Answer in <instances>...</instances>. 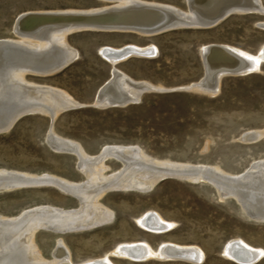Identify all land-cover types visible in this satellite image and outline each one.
<instances>
[{"label":"rangeland","instance_id":"1","mask_svg":"<svg viewBox=\"0 0 264 264\" xmlns=\"http://www.w3.org/2000/svg\"><path fill=\"white\" fill-rule=\"evenodd\" d=\"M142 1L187 10V0ZM261 2L264 6V0ZM110 5L97 0H0V40L15 39L14 24L28 12L90 10ZM260 24H264V15L235 14L214 28L178 29L151 38L94 31L70 35L68 43L77 51V60L56 75H28L27 80L60 89L81 107L61 114L53 131L50 117L32 114L8 133L0 134V169L87 183L75 155L57 151L51 145L55 151L49 148L52 132L79 143L92 157L105 147L119 145L145 152L161 162L220 167L226 173L244 176L255 161L264 160V138L251 144L240 141L247 132L264 131V62L261 71L224 77L214 97L180 89L204 78L200 50L205 46L222 45L259 55L264 48V28ZM128 45H152L156 55L130 58L116 68L137 82L167 91L147 92L129 106L99 109L93 103L114 68L100 49ZM107 165L110 173L121 168L116 160H108ZM102 201L115 213L112 224L64 235L41 230L36 234V243L42 257L51 259L56 242L62 238L75 264L105 258L121 245L136 243H147L154 250L163 243L198 247L205 253L201 264H243L224 256L228 244L238 240L262 253L257 261L247 264H264V224L253 222L259 218L252 220L234 197L226 191L219 195L209 182L171 177L150 191L112 192ZM51 205L74 210L79 201L54 186L0 194V216L4 217H18L24 211ZM151 213L174 224L173 228L162 234L146 231L137 221ZM110 260L114 264H193L155 259L132 262L115 256Z\"/></svg>","mask_w":264,"mask_h":264},{"label":"bare ground","instance_id":"2","mask_svg":"<svg viewBox=\"0 0 264 264\" xmlns=\"http://www.w3.org/2000/svg\"><path fill=\"white\" fill-rule=\"evenodd\" d=\"M97 1L112 5L90 10L34 11L22 14L13 27L16 38L0 40V134L8 133V129L25 113L57 117L65 109L81 107L66 92L27 80L28 75L42 78L56 75L77 60V51L68 43V37L72 34L94 31L130 33L151 38L153 36L150 32L171 27L191 25L192 28L188 29H203L200 27L211 25L230 13L264 15L261 0H187L186 11L142 0ZM261 27L264 28V24ZM213 46H219L216 49L222 51L214 50ZM200 52L204 60H209L210 68L213 67V76L206 81L202 79L183 87L181 91L192 90L202 95L217 96L222 78L219 73L223 69L243 68L247 72H258L264 62V48L257 56L222 45L205 46ZM100 53L114 68L110 80L97 94L93 103L95 107H125L138 103L147 92L167 91L150 83L137 82L116 68L130 58L156 55L154 46L104 47ZM55 134L51 132L48 137L49 145L65 154L77 155L78 169L88 179L87 183L70 182L50 174L35 175L0 169V186L12 180L43 179L55 188L76 196L79 207L65 210L52 205L40 206L24 211L18 217L0 216V264H75L62 238L56 242L51 259L43 258L36 243V234L41 230L59 234L56 231H85L110 225L115 213L103 203L104 197L119 191H150L165 176L209 182L215 186L219 195L226 191L234 197L252 220L255 216L260 221L264 220V160L258 163L255 161L249 172L239 176L226 173L220 167H189L161 162L150 158L145 152L131 149V146L105 147L101 154L92 157L79 143ZM263 138L264 131H250L240 141L251 144ZM108 160L118 161L121 168L110 173ZM137 223L155 234L167 232L174 226L154 213L139 218ZM261 255L260 251L252 250L238 240L230 242L224 251L226 258L243 264L255 262ZM111 256L132 262L155 259L193 264H201L205 259L204 251L198 247L163 243L154 250L147 243H136L121 245L105 258L81 264H114L110 260Z\"/></svg>","mask_w":264,"mask_h":264},{"label":"water","instance_id":"3","mask_svg":"<svg viewBox=\"0 0 264 264\" xmlns=\"http://www.w3.org/2000/svg\"><path fill=\"white\" fill-rule=\"evenodd\" d=\"M232 15H235V13H230L228 16L226 17H222L220 19H218L217 21H215L214 23H212L211 25H207V26H203V27H200V28H203V29H210V28H213V27H216L217 25H219L220 23H222L224 20H226L228 17L232 16ZM191 26V25H190ZM171 27L170 29H166V30H154L153 32H150L151 35L154 37V36H158V35H162L164 33H168V32H172V31H176L178 29H184V28H192V27ZM215 47L214 50H221L222 49H216L218 48L219 46H213ZM201 59H202V62H203V65L205 67V77L203 78L204 81H206V79H210L214 71L213 67L210 68V64H208L209 60H204V57L202 56L201 54ZM67 67V66H66ZM66 67H64L61 71H63ZM208 67V68H207ZM207 68V69H206ZM223 72L219 73V74H222V78L220 79L222 81V79L224 77H227V76H235V77H239V76H244V75H247V74H250V73H253V72H247L245 71L243 68H239V69H232L231 67H228L226 69H223L222 70ZM182 90V89H180ZM183 91H187V92H193L192 90H183ZM130 104H128L129 106ZM70 109H73V108H68V109H65L64 111L61 112V114L65 113L66 111L70 110ZM33 113H25L24 115H22L18 120H16L14 122V124L12 125V127H10L8 129L7 132L11 131L14 126L23 118L27 117V116H31ZM59 114V116L61 115ZM52 117L50 116V119L52 121V130L53 129V124L55 123L56 119L59 117ZM47 143V142H46ZM47 145L49 146V144L47 143ZM50 148V146H49ZM52 151H55L53 150L52 148H50ZM76 157H78L77 155H75ZM78 159V158H77ZM168 178H171L169 176H165L163 177L158 183H160L161 181L165 180V179H168ZM157 183V184H158ZM45 186H52L49 182H47L46 180H43V179H38V180H34V179H30V178H26V179H20V180H12L10 182H8L7 184L5 185H1L0 186V194H4V193H11V192H15V191H19V190H23V189H27V188H41V187H45ZM71 196V195H70ZM75 199L78 200V198L76 196H74ZM79 201V200H78ZM255 223H259V224H264V220L262 221H253ZM53 231V230H52ZM58 232L59 234H65L67 233L68 231H56Z\"/></svg>","mask_w":264,"mask_h":264}]
</instances>
